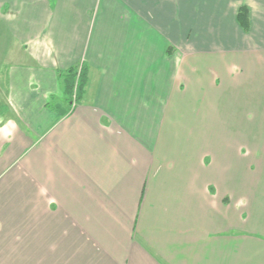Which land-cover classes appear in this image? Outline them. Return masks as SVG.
<instances>
[{"label":"crops","instance_id":"crops-1","mask_svg":"<svg viewBox=\"0 0 264 264\" xmlns=\"http://www.w3.org/2000/svg\"><path fill=\"white\" fill-rule=\"evenodd\" d=\"M230 47L264 50V0H0V264H264L260 162L248 189L212 138Z\"/></svg>","mask_w":264,"mask_h":264},{"label":"rangeland","instance_id":"rangeland-1","mask_svg":"<svg viewBox=\"0 0 264 264\" xmlns=\"http://www.w3.org/2000/svg\"><path fill=\"white\" fill-rule=\"evenodd\" d=\"M236 43V38L231 41V44ZM6 62L7 59L0 61L2 73H5ZM213 65L215 99L210 110L214 112L215 127L213 133L209 130L202 135L210 139L212 133L216 156L223 151V145H228L234 165L238 162L233 159L240 157L238 159L242 163L241 178H247L248 189L255 187V169L260 162L262 181L259 179L256 187H264V155H255L259 147L264 151V50L255 47L238 50L230 47L226 51H216L213 55ZM209 90H212L210 84ZM209 104H212V101H209ZM196 107L198 108V105L193 103L189 106L190 109ZM199 118L201 116H179L178 120L179 123L184 120L193 123ZM205 119L206 117L204 123ZM208 119L210 124V115ZM238 151L241 156L237 154ZM235 171L238 172V167H235Z\"/></svg>","mask_w":264,"mask_h":264},{"label":"trees","instance_id":"trees-1","mask_svg":"<svg viewBox=\"0 0 264 264\" xmlns=\"http://www.w3.org/2000/svg\"><path fill=\"white\" fill-rule=\"evenodd\" d=\"M237 18L242 28L245 31H249L251 21L250 9L247 5H241L239 7ZM59 72L64 82L65 91L69 95L70 100H73V96H75V98H82L88 83V69L86 65L82 64L81 66H72ZM7 110H9L8 103H6V101H2V103H0V111L3 113Z\"/></svg>","mask_w":264,"mask_h":264}]
</instances>
